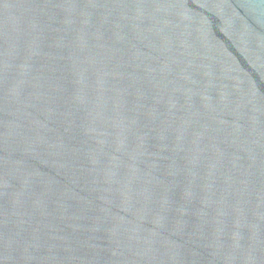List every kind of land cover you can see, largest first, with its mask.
<instances>
[{"label": "water", "instance_id": "95a60500", "mask_svg": "<svg viewBox=\"0 0 264 264\" xmlns=\"http://www.w3.org/2000/svg\"><path fill=\"white\" fill-rule=\"evenodd\" d=\"M0 264H264V0H0Z\"/></svg>", "mask_w": 264, "mask_h": 264}]
</instances>
